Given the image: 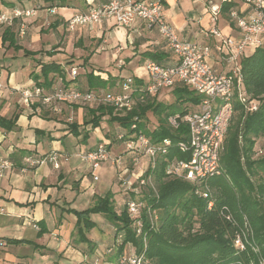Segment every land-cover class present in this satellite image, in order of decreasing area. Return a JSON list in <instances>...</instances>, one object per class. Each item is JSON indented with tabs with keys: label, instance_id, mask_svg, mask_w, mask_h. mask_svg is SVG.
<instances>
[{
	"label": "crops",
	"instance_id": "crops-1",
	"mask_svg": "<svg viewBox=\"0 0 264 264\" xmlns=\"http://www.w3.org/2000/svg\"><path fill=\"white\" fill-rule=\"evenodd\" d=\"M108 1L68 0L65 6L57 7L53 15L47 13L45 7L29 17H14L11 25L0 23V116L15 119L12 131L0 129V163L8 161L10 164L0 176V264H99L96 248L105 238L108 244L112 239L109 234L104 238L100 230L94 228L79 230L76 216L69 211H84L92 207L97 198L109 193L115 209H122L125 193L117 184V175L125 168L131 171L130 154H121L123 146H115L108 137L111 134L116 137L126 130L117 122L108 124L109 116L102 117L99 126L92 128L91 111L98 107L94 103L60 105L58 112H52L36 101L26 107L17 92L31 89L35 75L42 81L43 64L54 63L62 69L61 63L66 61L69 68L78 70L74 82L77 88L90 90L88 74L92 73L95 81L105 82L104 88L98 87V90L108 92L117 89L124 77L123 71L131 70L138 75L139 82H143L144 65L147 61L156 62L151 59L154 55L161 65L172 66L177 62L156 30L147 28L140 20L129 28L117 27L112 19L99 25L77 26L73 31L67 28L66 22L73 15ZM161 1L165 19L176 35L210 46V64L214 70L219 74L229 73L231 65L214 52L218 39L209 34L210 30L217 29L222 36L238 37V30L228 16L221 12L213 21L207 9L209 0ZM211 1L219 4V0ZM37 5L42 7L44 3L42 0H0V16L12 18L14 11L29 10ZM235 7L244 15L249 13L240 2L235 3ZM21 25L24 27L22 36L19 34ZM7 27L12 36L5 35ZM12 40L20 49L12 46ZM25 51L35 54L25 55ZM54 76L55 73L49 74V78ZM175 88L170 89L171 95ZM163 92L151 98L152 102ZM87 114L92 115L91 120H86ZM73 115L76 121L70 122ZM72 125L77 126L76 136L71 132ZM92 139L94 143L89 144ZM102 142L109 143L110 153L109 160L99 169H108L102 180L98 176L97 181H93L88 166L77 155L93 150ZM50 152L60 157L58 169L51 164L30 166L25 162L28 157L35 160ZM118 157L120 165L114 163ZM89 217L98 227L94 221L97 214ZM82 237L90 243L82 242ZM101 248V264H114L116 253L109 254L102 245Z\"/></svg>",
	"mask_w": 264,
	"mask_h": 264
},
{
	"label": "trees",
	"instance_id": "trees-1",
	"mask_svg": "<svg viewBox=\"0 0 264 264\" xmlns=\"http://www.w3.org/2000/svg\"><path fill=\"white\" fill-rule=\"evenodd\" d=\"M42 1L44 6L41 8H45L63 7L68 0ZM232 7V4H224L221 12L227 17ZM10 30L7 27L5 35L12 36ZM12 46L20 49L13 43ZM24 54L35 53L25 51ZM151 59L159 62L155 55ZM51 73L56 76L49 78ZM240 75L246 95L259 103L258 109L246 113L234 101L219 156L220 174L202 183H191L165 174L167 162L173 158H188L174 146L186 139V126L180 123L173 129L167 119L175 114L184 115L198 106L200 97L190 89L177 86L173 90V104L147 102L123 117L114 115L113 109L104 106L91 111L94 115L90 121L92 128L99 126L102 117L109 116V121L117 122L127 135L141 132L153 144L164 139H170L173 144L167 155H159L155 168H149L146 173L154 177L155 190L147 187L142 198L145 206L140 211L142 227L139 235L132 228L133 220L127 213L126 203L133 200L131 197L120 212L115 211L110 193L97 198L93 206L84 211H69L76 216V225L81 231L96 226L90 220L91 214H102L112 223L115 240L110 247L111 253L113 248L117 250L114 264L126 244L131 245L137 254L143 253L152 264H264V156L252 159L255 142L264 134V48H258L241 59ZM92 76V73L88 74L90 90L104 88L105 82L101 79L95 81ZM41 77L39 82L40 77L35 75V85L49 88L57 83L71 85L78 75L74 80L70 77L66 81L63 68L49 63L42 65ZM147 111L158 118V126L150 132L146 131L141 120ZM134 118H137V125L133 131L130 125ZM14 127L15 119L0 116V129L12 131ZM76 128V125L71 126L74 136L78 135ZM204 193L206 197L202 196ZM81 240L90 243L84 237Z\"/></svg>",
	"mask_w": 264,
	"mask_h": 264
},
{
	"label": "built area",
	"instance_id": "built-area-1",
	"mask_svg": "<svg viewBox=\"0 0 264 264\" xmlns=\"http://www.w3.org/2000/svg\"><path fill=\"white\" fill-rule=\"evenodd\" d=\"M238 2L246 6L249 10L248 14L244 15L236 9L235 3ZM224 4L233 5L228 12V18L238 30L239 35L225 37L217 29L210 30L209 34L218 39L214 52L222 55L231 65V70L227 74L217 73L210 64L212 51L210 46L180 39L176 35L165 19L161 0H109L98 7L73 15L66 22L67 28L73 31L77 26L99 25L110 19L114 20L117 27L129 28L136 20H140L147 28L156 30L168 50L176 57L177 62L172 66H165L154 61H147L144 65L146 81L139 82L136 77H126L117 84V89L114 91L80 90L73 84L67 86L57 83L49 88L34 85L31 89L17 92L26 107H30L36 101L52 112H58L60 105L94 103L97 106L111 108L115 113L118 111L128 113L136 107L143 106L150 98L163 91L177 86L186 87L200 97L198 106L184 115L170 116L167 122L173 129L178 128L180 123L186 126V139L177 142L174 146L182 154L188 155V158L184 160L173 158L167 162L165 174L191 183H202L220 174L219 156L233 114L234 101H237L246 113L255 112L259 104L256 100H251L244 91L240 61L247 50L264 48V0H219V4L209 0L207 9L213 21L217 20L221 13V6ZM56 8V6L46 7L45 10L53 15ZM39 9L41 7L37 5L29 10H16L12 18L1 15L0 23L11 25L14 17H29ZM19 34L21 36L24 34L23 25L20 27ZM69 75L74 80L78 75L77 68L71 67ZM136 121L137 118H134V122L130 125L133 131L136 129ZM115 139L123 146L124 152L130 154L132 165L135 166L141 158H146L147 171L149 168H155L159 155H167L173 146L170 139L153 144L141 132L132 135H127L126 132L118 133ZM108 145L109 143L102 142L93 150L77 155L79 160L88 166L93 181L98 179L96 171L109 160ZM59 159L56 152H50L35 160L28 157L25 162L30 166L51 164L58 169ZM114 163L120 165L121 159L118 157ZM9 167L8 161H2L0 176ZM127 173L129 170L123 169L119 173V180L121 181ZM149 178L148 175L136 177L139 187L143 186ZM122 184L125 189L134 190L130 181L125 179ZM202 196L206 197V194ZM126 208L129 217L133 220V229L139 235L142 227L140 203L129 200ZM145 248L146 245L143 246V251ZM111 251L112 249L108 250L109 253ZM146 260L143 253L139 255L134 252L129 256L121 254L116 264H148Z\"/></svg>",
	"mask_w": 264,
	"mask_h": 264
},
{
	"label": "rangeland",
	"instance_id": "rangeland-1",
	"mask_svg": "<svg viewBox=\"0 0 264 264\" xmlns=\"http://www.w3.org/2000/svg\"><path fill=\"white\" fill-rule=\"evenodd\" d=\"M247 54H252L253 53V51L252 50H247V52H246ZM75 62H77V61H75ZM61 65H62V68H63V74H64V77H65V80L66 81H68V80H70V68H69V64H67L66 65V61H63L62 63H61ZM66 65V66H65ZM82 74V73H81ZM129 76H128V75ZM122 76H124L123 78H126V77H138V75L137 74H135V73H133L131 70L130 71H123L122 72ZM126 76V77H125ZM143 79H144V81H146V76L144 75V77H143ZM73 86L75 87V83L73 84ZM172 92V90H167V91H165V92H163L160 96H158V97H156V100L158 101H156L155 100V103H163L164 105H171V104H173L174 102H175V98H174V95H171L170 93ZM172 96V97H171ZM152 100H149V101H147L148 103L149 102H151ZM146 102V103H147ZM128 113H130V112H128ZM128 113H122V112H114V114L115 115H118V116H120V117H123V116H125V115H128ZM238 116V114H235V117H237ZM245 117V116H244ZM243 117V118H244ZM70 118V117H69ZM91 118H92V115L91 114H87V117H86V120L87 119H89V120H91ZM142 121H143V123H144V127H145V129H146V131H148V132H150V131H152V130H154L157 126H158V118L156 117V116H154L152 113H151V111H147L146 113H145V116H144V119H141ZM74 122V121H76V118H75V115H73L72 117H71V120H70V122ZM102 122V121H101ZM108 124H111V121H108L107 122ZM109 135V134H108ZM227 135V134H226ZM111 137H108L109 138V140L115 145V146H118V145H121L120 144V142H118L116 139H115V137L111 134L110 135ZM94 143V140L92 139L91 141H90V143L89 144H93ZM112 144V145H113ZM84 145V144H83ZM90 146V145H89ZM84 147V146H83ZM123 148V147H122ZM109 150H110V148H109ZM123 150H124V148H123ZM253 151H254V154H253V157H252V159H259V158H261L262 156H264V134L262 135V136H260L257 140H256V142H255V145H254V148H253ZM121 152V154L122 153H125L124 151L122 152V151H120ZM128 154V153H127ZM139 157V156H138ZM139 159V158H138ZM146 158H141V160L140 161H138V163H137V165H132L131 164V162H130V159L128 160V162H129V165L128 166H130V169H131V171L129 172V173H127L125 176H124V178H122V180L120 181V180H118V186L119 187H121V189H122V192L123 193H125V200H124V202L122 203L123 204V206L125 205V202L127 201L126 199H128L129 197H131L133 200H136L137 202H139L140 203V207H141V210L143 209V207L145 206V202L142 200V198H143V196H144V193H146L147 192V187H151L152 189H154L155 190V181H154V177L152 176V177H150L146 182H145V184H143V186H141V187H139V185L137 184V179H136V177L138 178L139 176H147L146 175V171H147V167H146V165H147V162H146ZM128 164V163H127ZM141 165H145V167L143 166V167H141L140 168V166ZM138 169V170H136L135 172H134V169ZM108 168H103V169H98L97 171H96V175H97V177L98 176H100V179L102 180L103 179V177L105 176V173H106V170H107ZM134 172V173H132L131 174V172ZM146 172V173H145ZM118 178H119V173H118ZM125 179L126 180H128V181H130L131 183H132V187H134V190L133 191H130V190H127V189H125L124 187V185L122 184V181H125ZM139 180H140V178H139ZM130 186V187H131ZM89 206H91V205H89ZM122 206V207H123ZM114 208H115V206H114ZM119 208H121V207H119ZM121 210V209H120ZM115 211H117L116 209H115ZM117 212H120V211H117ZM97 216H98V218H96L94 221H97V223H98V227H94V229L93 230H100V232L103 234V237L105 238V235L107 234H109V236H112V239L110 240V242H109V244L107 243V241H106V238H105V241L102 243L101 242V245L104 247V249H107V253H109L108 252V248H110V247H113V243H114V240H115V237H113V236H115V231H114V229L113 228H111V226H112V223L104 216V215H102V214H97ZM99 228V229H98ZM132 228H134V226H133V224H132ZM95 230V231H96ZM97 234H100L99 232H97ZM108 244V245H107ZM113 244V245H112ZM101 245L100 246H98L97 248H96V257H97V262L99 263V264H101V257H102V248H101ZM125 248H124V251H123V254H126V255H132L134 252H135V249H133V247L131 246V245H129V244H126L125 246H124ZM88 248H89V246H88ZM110 249H112V248H110ZM116 253L117 252V250H116V248L114 249L113 248V253ZM111 253V252H110ZM100 260H99V259ZM146 262H148V264H152V262L149 260V259H147L146 260Z\"/></svg>",
	"mask_w": 264,
	"mask_h": 264
}]
</instances>
